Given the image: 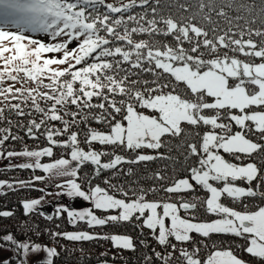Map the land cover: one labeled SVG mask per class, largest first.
Returning a JSON list of instances; mask_svg holds the SVG:
<instances>
[{
    "label": "snow or ice",
    "instance_id": "1",
    "mask_svg": "<svg viewBox=\"0 0 264 264\" xmlns=\"http://www.w3.org/2000/svg\"><path fill=\"white\" fill-rule=\"evenodd\" d=\"M0 122V158L22 160L8 169L56 188L0 228V264H59L60 240L144 246V264H264V0H0ZM157 160L172 166L152 185L119 180ZM15 185L33 186L0 180ZM47 197L86 206L49 215ZM125 224L138 237L104 231Z\"/></svg>",
    "mask_w": 264,
    "mask_h": 264
},
{
    "label": "trees",
    "instance_id": "2",
    "mask_svg": "<svg viewBox=\"0 0 264 264\" xmlns=\"http://www.w3.org/2000/svg\"><path fill=\"white\" fill-rule=\"evenodd\" d=\"M15 30V29H12ZM38 38H43L41 34H33ZM19 86V85H17ZM27 111V109H26ZM10 119L13 121V124L17 122L27 123L28 117H17L15 113H12ZM8 126L5 122H0V127ZM14 133H18L21 136H24V131L21 129L13 128ZM25 142L30 146L34 147L37 143L43 145V138L39 142L32 141L25 137ZM21 142H14L9 140L3 146V151L9 150H20L22 148ZM163 151H167L166 149ZM172 155H176L174 151ZM47 159V158H45ZM172 166L171 161L168 160H157L153 162H148L146 165L140 166H131L134 168V174L131 176H120L119 180L121 182H131L137 181L138 183L144 185L145 187L150 186L154 183L152 179L149 177L151 174L157 170H163L165 168H170ZM128 167V166H125ZM36 175H44V173L36 170L32 172L31 170H20V169H12L9 170L8 166H0V180H8V181H32L33 186L20 188L18 185H15V190L7 189L0 190L3 194H0V210H12L16 213V216L13 218H0V228H9L13 232L17 230V226L19 223L25 219L23 217V210L21 201L24 199L36 198L42 195L39 191L40 182L35 181L34 176ZM53 214V213H52ZM50 214V215H52ZM35 223H38L41 229H50L51 231H74L72 225L68 224L65 218L61 219H53L52 221L45 220L42 217H35ZM59 225V227H57ZM80 228H84L85 226L80 225ZM100 231V229H97ZM104 231H118L121 233L132 235L134 238L138 237L139 230L134 229L131 225H123L116 229H108L105 228ZM23 237H21L22 239ZM44 242H48V236L44 235L41 237ZM150 243L151 247H156L155 241L151 239V237H145ZM58 246V250L61 251V258L59 260V264H101L102 261L107 260V264L113 263H127V264H144L143 255L145 253H149V249L144 246H138V250L136 252L125 251L123 253H118L115 250L111 249L110 244L107 241H94V242H83V243H75L68 242L64 240H60ZM83 248V252L80 249ZM157 250H159L157 248ZM107 252V256H102L101 253Z\"/></svg>",
    "mask_w": 264,
    "mask_h": 264
},
{
    "label": "rangeland",
    "instance_id": "3",
    "mask_svg": "<svg viewBox=\"0 0 264 264\" xmlns=\"http://www.w3.org/2000/svg\"><path fill=\"white\" fill-rule=\"evenodd\" d=\"M20 162H22V160L20 158H11V159L0 158V166H8L10 163L15 164V163H20ZM39 186H40V188H45L46 191H52V192L56 191L54 184H50L47 181H41ZM4 189H2V190H4ZM46 200L48 202L42 204L40 210L44 211L46 214H49V215L54 213L55 206L58 203L70 204L72 207H75V208L86 206V202H82L79 200L69 201L66 197L60 198V199H57L55 197H47ZM4 255L7 256V255H10V253H5Z\"/></svg>",
    "mask_w": 264,
    "mask_h": 264
},
{
    "label": "water",
    "instance_id": "4",
    "mask_svg": "<svg viewBox=\"0 0 264 264\" xmlns=\"http://www.w3.org/2000/svg\"><path fill=\"white\" fill-rule=\"evenodd\" d=\"M113 264H127V263H123V262H122V263H113Z\"/></svg>",
    "mask_w": 264,
    "mask_h": 264
}]
</instances>
